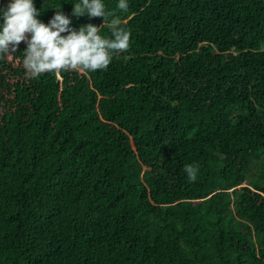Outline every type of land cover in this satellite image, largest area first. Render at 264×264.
<instances>
[{"label":"trees","instance_id":"1","mask_svg":"<svg viewBox=\"0 0 264 264\" xmlns=\"http://www.w3.org/2000/svg\"><path fill=\"white\" fill-rule=\"evenodd\" d=\"M74 2L35 6L130 47L60 78L0 56V264H264V0Z\"/></svg>","mask_w":264,"mask_h":264},{"label":"clouds","instance_id":"2","mask_svg":"<svg viewBox=\"0 0 264 264\" xmlns=\"http://www.w3.org/2000/svg\"><path fill=\"white\" fill-rule=\"evenodd\" d=\"M73 4L75 17H103L105 21L112 15L106 10L105 0H75ZM116 6L127 12L129 2L117 0ZM61 7H52L58 11L44 23L39 19L41 10L35 6V0H8L6 6H0V56L14 54L24 42L22 64L26 75L38 78L52 73L60 78L68 70H106L114 54L129 49L131 32L118 16L113 15L108 23L110 35L102 36L100 29L104 23H89L77 30L72 27L71 17L59 10ZM183 171L190 182L197 180L198 165H185Z\"/></svg>","mask_w":264,"mask_h":264}]
</instances>
